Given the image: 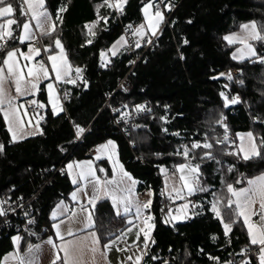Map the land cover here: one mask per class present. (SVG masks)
I'll return each mask as SVG.
<instances>
[{
	"label": "trees",
	"instance_id": "obj_1",
	"mask_svg": "<svg viewBox=\"0 0 264 264\" xmlns=\"http://www.w3.org/2000/svg\"><path fill=\"white\" fill-rule=\"evenodd\" d=\"M11 1L20 24V4ZM178 1L170 24L160 28L154 46L131 67L132 56L126 49L110 57L108 65L102 63L101 53L143 18L140 0H127L119 16L105 0H44L54 30L41 36V42L51 52L59 40L70 65L81 66L82 78L63 84L60 97L64 99L65 92L68 98L58 113L46 104L44 83L40 84L35 97L44 106L40 132L35 135L12 141L0 111V195L34 194L32 203L40 220L72 188L65 174L51 175L47 170L85 158L91 147L112 138L125 169L138 180V190L149 189L153 213L160 208L162 181L157 171L161 168L171 170L181 163L198 166L194 187L205 189L193 193L202 207L190 219L173 224L159 221L154 226L141 264H220L251 245L235 205L226 206L234 200L227 185L238 190L264 173V148L261 155L245 160L234 138L236 132L249 130L256 144L264 139V63L234 60V45L224 36L246 22L255 23L264 35V0ZM93 20L96 25L90 34L86 22ZM17 24L0 45V67L6 53L18 45ZM251 44L264 57V42ZM229 67L240 70L231 80L221 75ZM127 71L132 89L126 94L114 92L110 103L150 107L136 117L137 127L130 132L144 162L134 159L126 140L114 133L108 110L102 108L117 79ZM221 114L227 116L232 139L223 137L218 124ZM194 144L200 147L193 148ZM217 201L219 217L210 208ZM91 211L92 228L101 243L115 238L125 226V216L108 198L98 200ZM225 223L232 225L227 235ZM4 231L13 233L2 230L0 234Z\"/></svg>",
	"mask_w": 264,
	"mask_h": 264
},
{
	"label": "crops",
	"instance_id": "obj_2",
	"mask_svg": "<svg viewBox=\"0 0 264 264\" xmlns=\"http://www.w3.org/2000/svg\"><path fill=\"white\" fill-rule=\"evenodd\" d=\"M16 1L20 4L22 17L20 19V27L18 32V45L9 50L16 52V56L18 57V63L16 64V67H18L25 75H27L30 64H33L34 62V65L40 69L39 65L43 63L48 71V77L45 78L43 76L42 78H39L35 83L36 87L33 88L32 84L31 88L27 89V92H17L15 88L17 85L14 84L13 80L11 79L9 82L12 84V88L10 89L9 87H5V89H3L4 103L2 105L3 111H1V113L8 131L9 126L7 120L5 119L4 112H8L9 108H18L21 111L20 117L22 118L23 122L20 123V127L18 129L28 131L30 127L36 128L37 125L34 121L29 122L28 119L23 116L22 112L24 111V108L26 113L36 116V112L28 111L27 108L30 106L42 108L44 106L42 102H31L28 97L34 98V95H36L35 93L38 92L36 90H39L40 84L44 83L46 104L54 113L62 111V98L60 97L61 107L56 112L50 101V89L48 85L54 84L59 92V87L61 84L71 81L74 74V68L77 66L70 65L62 43L60 42L62 48L56 45L55 41L57 40L54 41L55 50L51 52H48V47L43 45V54L39 47L31 44V40L35 34L41 37L53 30L54 21L50 12L45 7L44 0L43 7L37 6L38 0H28V2H25V0ZM126 1L127 0H119V3H122L123 7ZM8 2L11 4L13 3L11 0H8ZM30 4L31 8L29 7ZM117 4L118 0L116 1V6ZM146 5H149L150 7L146 9ZM141 10L143 18L139 22L133 24L126 31H123L109 45L107 48L110 53L109 58L116 55L121 50H124L130 38L134 37L137 40L136 43H138L143 35L153 34L159 30L161 20L159 17L155 16L156 11L153 8L152 2L149 1L143 3ZM40 13H46L47 16H40ZM34 14L39 17V22L37 19L32 18ZM9 19H14L17 22L14 12L10 16L0 17V24L4 25L5 32L10 31L12 33L14 24H7ZM24 23L29 25L27 31H25L23 28ZM252 23L253 22H246L242 25H251ZM90 25H92V27ZM95 25V20L86 22V28L90 34L92 33L93 27ZM141 25L144 26L142 29L140 27ZM242 25H240L237 30L229 32L224 36V38L226 36L232 37L235 34V37L237 38V42L233 43H230L228 40H226L229 44L234 45L231 56L234 60L238 61L243 59H258V54L257 56L249 55L245 49V44L239 42V40H244L246 43L251 44L252 41V39H250L251 29L249 28L248 30H243ZM7 37L8 36H5L3 39H6ZM121 37H123V40H121ZM118 41L119 43H117ZM114 45L115 48H113ZM35 50H39V54H37ZM7 53L4 59L7 58ZM28 53L32 55L31 59L27 57ZM49 57H53L54 60L49 59ZM53 63H55L57 68L61 69L60 79H57L56 73L53 71ZM102 63L108 65L109 59L102 61ZM1 67L4 68V72L8 73V65L2 64ZM65 72H67V75H64ZM0 86L2 85L0 84ZM21 98L23 99L22 102L16 103V101L20 100ZM9 101H11V104H9ZM40 105H42V107ZM35 131V134L40 132V130ZM249 132L251 131H238L234 134L237 150L242 157L245 152L251 153L253 150V141L249 140L247 136V133ZM9 134L12 141L21 140L27 136H31L26 135L21 136L22 138L13 139L10 131ZM241 148L244 150L243 152L241 151ZM89 164H91V171L95 173V177H98L101 181V184L99 185V198L96 199L95 203L98 200L105 198H108L113 202L112 197L105 194L104 187L105 180H112L114 182L108 185V190L114 191L117 200L121 201L115 205L117 213L125 216L124 228L115 238L108 240L105 243L100 242L97 232L92 228L93 216L91 207L95 203L90 204L89 200L93 195L94 177L88 175ZM68 165H72V168L69 169ZM180 165H185L183 171L179 170ZM193 168L194 167L188 164L181 163L177 164L170 171L163 169L162 172L160 170L162 174V187L165 195L167 197L178 199L181 202L179 209L168 219L169 224L186 220L192 215L188 198L193 195L195 191L189 194L188 188L182 187V185L187 182V184L190 186H195L197 171L193 172ZM99 169H104V172L99 171ZM124 172H127L132 177V180L136 181L134 185L132 184L131 180L123 176ZM62 173L65 174L71 182V190L68 192L66 197L58 200L47 213V215L38 220L34 227L27 233L13 232L7 234L6 231H4L0 234V264H19V261L14 258L17 256H24L26 259L33 257L34 264H52L53 261L56 262L57 260H61V262L64 264V257L66 254L64 251L65 248H67V256L69 258L70 264H141L146 254L144 246L146 243L152 241V232L154 226L149 222V220L147 225L145 224V220L147 217H149V213L152 210L151 205L147 209L141 208L139 215H137L136 209L138 204H142L148 200H151L152 202V195H141L139 193L137 187L138 180L125 169L124 164L118 154L117 142L110 138L97 143L89 149L87 157L68 160L63 166ZM181 175L185 176V181H181ZM260 175H264V173H259L253 176L250 180ZM74 180L76 183L73 182ZM249 187L250 185L247 184L242 188ZM128 189H131V192H129ZM174 189H179V194H177V191ZM73 192H77V198L75 200L72 198ZM233 199H235V197ZM254 199L256 200V203L252 205V211L259 212V197H254ZM126 206L129 209L127 212H125ZM53 213L56 214L55 219H53ZM89 214H91V227L88 226ZM240 217L247 231L249 243L251 244L249 225H255V227H253V234L259 235L261 231L259 216L252 215L248 224L244 223L243 216ZM54 225H59L60 235L63 236V239H60V236L57 235V229L54 227ZM141 228L144 229L143 232H140ZM69 230H71V234H69ZM138 232L140 233L139 238L137 237ZM92 233H95V238L98 240V243L94 241ZM144 233H147L149 236L147 241L145 240ZM17 237L19 238L18 240L15 239ZM49 239L53 241L55 247H53V244L47 243ZM105 245H108L109 247L106 248ZM251 245L258 247L259 251L258 245ZM30 246L33 249L32 253H29ZM37 246L39 247L37 248ZM6 257L8 258L7 260L5 259ZM129 257L132 259H128ZM138 257L140 258L139 260H137ZM257 262L259 264L258 257Z\"/></svg>",
	"mask_w": 264,
	"mask_h": 264
},
{
	"label": "built area",
	"instance_id": "obj_3",
	"mask_svg": "<svg viewBox=\"0 0 264 264\" xmlns=\"http://www.w3.org/2000/svg\"><path fill=\"white\" fill-rule=\"evenodd\" d=\"M116 1L117 0H108V4L113 5L110 8L114 10L116 16H119L122 11H120L119 8L116 6ZM149 1L152 2V4L154 5L153 8L155 11H157L158 9L162 13L163 20L161 21L159 30L162 26L169 25L171 21L172 12L177 6L179 1L178 0H140L141 3H146ZM106 6L108 7L107 4ZM126 30L127 29H124V31ZM159 30L153 34L143 35L138 43H136L137 40L134 37L129 39L125 49L132 56L131 67L144 55V53L148 49H151L154 46ZM4 43H5V39H0V45H3ZM31 44L39 47L42 54L44 53V46L41 42V38L39 35L37 34L34 35V37L31 40ZM77 68L81 70L79 74H77L76 72ZM239 71H240L239 68L229 67L223 71V74L227 77L228 74H231V76L233 77L235 74L239 73ZM81 78H82V68L81 66H77L74 68V74L71 80L80 81ZM63 84L60 85L59 92L62 90ZM131 89H132V83L128 76V71H127L125 74H123L117 79L115 88L109 95L106 96L102 108L104 107L108 110L110 114V121L114 129V133L120 135L126 140L134 159L144 162L141 156L137 154L134 149L135 143L130 139V132L132 129H135L137 127V122L135 120L136 117L142 111L146 112L150 107L148 108L143 107L141 109H136V108H129L123 102H119L118 104L110 103V97L114 92H120L126 94ZM63 94H65V98L62 99V106H64L65 100L68 98L65 92H63ZM235 97L241 101L239 95H236ZM27 110L36 112L39 115L43 113V109L40 107L30 106L27 108ZM231 111H233V109H231ZM218 124L220 125V127L226 129L230 135H232L227 126L228 120L225 114H222L220 116L218 120ZM85 131L86 129L83 132ZM167 170L170 171V169ZM47 171H50L51 175L55 173H62L63 165H58L54 168L48 169ZM157 173L162 181L161 172L158 170ZM49 179L50 177L47 178L46 182ZM139 193L141 195H149L150 191L147 187H143L139 191ZM159 195L161 197V200H160V208L158 210V213L155 214L152 211L149 213V216L152 218L151 220H149V222L153 226H155L159 221L168 223V219L171 217V215L174 212H176L179 209V205L181 203L178 199L167 197L163 191L162 185L159 190ZM33 198H34V194L31 196H25L22 194L17 196H11L10 194L2 193L0 195V207H3L6 210L5 215H0V232L2 230H11L14 233H26L34 227L37 220H36V212L32 203ZM4 201H7V203H3ZM188 201L190 203L192 215L195 212H198V210H200V208L202 207V205L196 200V198L193 195H191L188 198ZM192 215L188 217V219H190ZM150 243L151 241L146 243L147 244L146 248L144 246L145 253ZM258 252H259L258 247L249 245L240 252L235 253L227 261L222 262L220 264H245V262L247 261H251V263L254 261L255 264H258L257 262Z\"/></svg>",
	"mask_w": 264,
	"mask_h": 264
},
{
	"label": "snow or ice",
	"instance_id": "obj_4",
	"mask_svg": "<svg viewBox=\"0 0 264 264\" xmlns=\"http://www.w3.org/2000/svg\"><path fill=\"white\" fill-rule=\"evenodd\" d=\"M25 2H28V0H25ZM105 4H107L108 7H112L113 6L112 4H108V0H105ZM37 6L38 7H43V0H38V5ZM102 6L103 5L98 6L97 7V11H99V7H102ZM29 7L31 8V4L29 5ZM117 7L119 8L120 11L123 10L122 3H119V0H118ZM145 7L147 9L150 6L146 5ZM64 10L65 9H63V8L61 9V11H64ZM13 12H14L13 6H12V4L10 2H8V0H0V17L10 16ZM39 15L40 16H44V17L47 16L46 13H40ZM155 16L159 17L161 21L163 20V16H162L161 12L158 9H157V11L155 13ZM32 18L33 19H37L38 22H39V17L36 16L35 14L33 15ZM146 18H147V13H146ZM7 24H9V25L17 24V22L14 19H9L7 21ZM17 27H20V24H17ZM129 27H131V26H129ZM140 27L142 29L144 26L141 25ZM23 28L25 29V31H27L28 28H29V25L27 23H24L23 24ZM249 28L251 29L250 39L264 42V35H261V33L257 31V26H256L255 23H252L251 25H247V24L242 25V29L243 30H248ZM53 30H54V26H53ZM11 35H12L11 32L10 31L9 32H5L4 31V25L0 24V39H3L5 36L11 37ZM224 39L228 40L230 43L237 42V38L235 37V34L232 37L226 36ZM121 40H123V37H121ZM239 42L245 44V49L247 50V53L249 55L257 56V52H256V50H255V48L253 47L252 44L246 43L244 40H239ZM55 43H56L57 46L62 48V46L60 45V41L59 40L55 41ZM117 43H119V41ZM113 48H115V45L113 46ZM35 51L37 52V54H39V50H35ZM62 51H63V49H62ZM15 55H16V52L9 51L7 53V58L4 59V61H3V64L4 65H9V59L13 58ZM101 55L103 56L104 53H102ZM234 58H235V56H234ZM26 59H27V57H26ZM49 59L54 60L53 57H49ZM258 59L260 60L261 63H264V57H258ZM39 67H40V70L43 72L44 77L47 78L48 77V71L45 68L44 64L41 63L39 65ZM13 71H14L13 67L11 65H9V67H8V75H13ZM53 71L56 73L57 79H60L61 78V69L57 68L55 63H53ZM80 71L81 70L79 68L76 69L77 74H79ZM3 73H4V68L0 67V81L3 80ZM29 75H31V71L29 72ZM64 75H67V72H65ZM221 75H224V74L222 73ZM228 79L229 80L232 79L231 74H228ZM16 85H17V87H16L17 92H20L19 78L17 79ZM32 87L35 88L36 85L33 84ZM48 87H49V89H51L52 85L49 84ZM221 95L223 96L224 93H221ZM231 102L232 103H236L237 99L233 98ZM3 103H4V101H3V88H2V86H0V111H3V107H2ZM9 104H11V101H9ZM40 106L42 107V105H40ZM138 107H143V106H138ZM4 115H5V119L7 120L8 119V112L5 111ZM9 131H12L11 126H9ZM78 131L82 132L83 129H78ZM247 136H248L249 140L253 141V145H252V149L253 150H252L251 153H247V152L244 153L243 158L245 160L250 159L252 156L261 155L260 149L264 148V139H261L260 143L256 144L255 143V137L253 136V134L251 132L247 133ZM13 139H15V133H13ZM225 139H227V137H225ZM109 143H111V142H109ZM101 147H105V146H101ZM192 147L196 148V147H200V145L194 144ZM204 147L210 148L211 145L210 144H205ZM0 150H2V146H0ZM241 151L243 152L244 150L241 148ZM184 154L187 155V150H185ZM206 155H210V153L206 154ZM68 167H69V169H71L72 165H68ZM184 168H185V165H180L179 166V170H181V171H183ZM197 170H198V166L196 168L192 169L193 172H196ZM99 171L104 172V169H99ZM88 175H91V176L94 177L93 195H92L91 199L89 200L90 204H94L96 199L99 198V192H100L99 185L101 184V181H100V179L98 177H95V173L93 171H91V164H89ZM123 176H125L129 180H131L133 185L136 183V181L132 180V177L127 172H124ZM180 179H181V181H185V176L181 175ZM73 182L76 183L75 180ZM113 182L114 181H112V180H105L104 181V187H105V194L106 195H110L112 197L113 204L116 205L117 203H119L121 201L117 200V197H116L114 191H109L108 190V185L112 184ZM195 182L198 183V181H195ZM248 184L250 185L249 188H241L239 190L234 189L231 184L227 185L228 192H230L232 194V196L235 197V199L234 200L229 199L226 206L228 208H231L232 205L234 204L235 205L236 215L237 216H243L245 224L249 223V220H250L252 215H258L259 216V220H260V224H261V231H260L259 235H255V234H253V227H255V225H249V236L251 238V244L259 246V252H258L259 264H264V175H260V176H257L256 178L252 179V180H249ZM182 187H187L188 191H189V194H191L193 191L205 190V189H202V188H197V187L190 186L189 184H187V182H185L182 185ZM174 190L177 191V194H179V191H180L179 189H174ZM128 191L131 192V189H128ZM149 195H151V193H149ZM254 197H259V201H260V203H259V212L252 211V205L256 203V200L254 199ZM72 198L74 200L77 198V192H73L72 193ZM3 203H7V201H4ZM217 204H218V201L216 203L212 204V210L215 212L217 217H219L221 215V212H220ZM150 205H151V200H148V201H146V202H144L142 204H138L137 209H136L137 215L140 214L141 208L147 209V208L150 207ZM128 210L129 209L126 206L125 207V212H127ZM5 214H6V210L3 207H0V215H5ZM55 218H56V214L53 213V219H55ZM151 219L152 218L150 216L147 217V219L145 220V224L147 225L148 220H151ZM88 220H89L88 226L91 227L92 226L91 225V214H89ZM234 222L235 221H233V223ZM30 223H31V221H30ZM231 226L232 225L230 223H225L224 224V229H225V234L226 235H227L228 232L231 231ZM54 227L57 229V235L60 236V239H63V236L60 235L59 225H54ZM143 231H144V229L141 228L140 232H143ZM69 234H71V230H69ZM139 234L140 233L138 232L137 233V237L138 238H139ZM92 236H93L94 241L98 243V240H96V238H95V233H92ZM144 237H145L146 241L149 239V236H148L147 233H144ZM15 239L18 240L19 238L17 237ZM47 243L53 244V241L51 239H49L47 241ZM38 247L39 246H37V248ZM53 247H55L54 244H53ZM105 247L107 248L109 246L105 245ZM146 247H147V244H145V248ZM32 251H33V249L30 246L29 247V253H32ZM64 251L66 253L65 257H64V264H70L69 258L67 256V248H65ZM14 258L19 261V264H34V258L33 257H29V258L26 259L24 256H17V257H14ZM5 259L7 260L8 258L6 257ZM128 259H132V258L129 257ZM139 259L140 258L138 257L137 260H139ZM53 264H55V261H53ZM245 264H251V261H247V262H245Z\"/></svg>",
	"mask_w": 264,
	"mask_h": 264
},
{
	"label": "rangeland",
	"instance_id": "obj_5",
	"mask_svg": "<svg viewBox=\"0 0 264 264\" xmlns=\"http://www.w3.org/2000/svg\"><path fill=\"white\" fill-rule=\"evenodd\" d=\"M90 26L92 27V25H90ZM102 53H104V55L103 56L101 55V60L102 61L108 60L109 54H110L108 49L104 50ZM27 55H28L27 57L29 59L32 58L31 54L28 53ZM17 63H18V57L16 55L13 58L9 59V65H11L13 67V70H14L13 75H8V73L4 72L3 73V80L0 81V84L2 85L3 89H5V87H9L11 89L12 84H10L9 80L10 79L13 80L14 84H16L17 79L19 78L20 91L27 92V89H30L32 84H35L39 78H42L44 76L43 72L39 68H37L33 62V64L29 65L27 75H25L18 67H16ZM9 65H8V67H9ZM30 71H31V75H29ZM36 91H38V89ZM34 96H36V95H34ZM28 99H30L31 102L38 101L36 99V97H34V98L28 97ZM22 100L23 99L21 98L20 100H17L16 103H18V102L21 103ZM50 101H51L53 107L55 108V111L57 112L61 107V101H60L59 92H58V90L54 84L52 85V88L50 89ZM38 102L41 103L40 101H38ZM20 112L21 111L18 108H9V111H8L7 122H8V126H11V129H12V131H10L12 138H13V133H15V139L22 138L21 136L33 135L36 132L35 130H40V128H39V117H40L39 114L36 113V116H34L33 114H28L25 112V108H24V111L22 112L23 116L26 119H28L29 122L34 121L36 123L37 127L36 128L30 127V129L28 131L19 130L18 128L20 127V123L23 122L22 118L20 117L21 116ZM221 129H222V133H223L224 138L225 137H227V139L233 138V136L230 135L226 129H224L222 127H221ZM163 169H165V168H161L160 170L162 171ZM210 208L212 209V204H211Z\"/></svg>",
	"mask_w": 264,
	"mask_h": 264
}]
</instances>
